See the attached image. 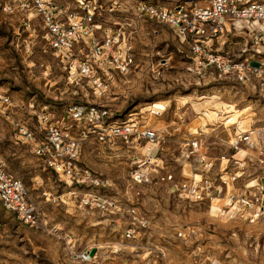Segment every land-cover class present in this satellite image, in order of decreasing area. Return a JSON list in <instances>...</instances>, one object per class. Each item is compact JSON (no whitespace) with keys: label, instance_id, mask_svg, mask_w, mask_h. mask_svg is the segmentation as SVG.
Segmentation results:
<instances>
[{"label":"rangeland","instance_id":"rangeland-1","mask_svg":"<svg viewBox=\"0 0 264 264\" xmlns=\"http://www.w3.org/2000/svg\"><path fill=\"white\" fill-rule=\"evenodd\" d=\"M36 1L0 0V160L21 180L38 215L35 225H26L0 206V264H264V210L252 222L247 209L241 220L214 216L209 203L187 201L161 179L171 174L179 183L196 173L200 154L211 163L212 176L228 180L227 196L264 176V25L237 23L224 28L213 42L217 53L250 68L240 82L214 72H189L187 46L169 27L134 12L142 0H38L62 12L81 13L82 4L98 9L95 22L100 29L73 48L75 64L91 54V40H101L104 31L119 30L120 46L131 49L133 64L127 72L99 66L93 68L91 79H78L49 48L41 17L35 13ZM143 1L163 7L203 2ZM97 78L108 84L104 94L93 85ZM157 101L165 105L159 115L142 112ZM76 103H102L113 121L134 113L159 134L156 156L161 169L145 186L129 178L134 153L126 145L94 139L82 143L79 163L109 180L110 188L99 194L115 209L83 204L81 199L97 191L67 184L19 140L17 124L36 128L40 111L55 123L66 121L67 107ZM216 103L221 104L218 118L203 126L199 114L215 109ZM233 109L243 113L237 121H243V131L250 133L247 154L234 155L245 162L239 168L226 161L233 130L221 121ZM192 143L199 147L196 154L190 152ZM236 173L241 177L231 181ZM132 212L146 219L147 228L127 240L124 233ZM85 250L94 258L79 259Z\"/></svg>","mask_w":264,"mask_h":264},{"label":"built area","instance_id":"built-area-1","mask_svg":"<svg viewBox=\"0 0 264 264\" xmlns=\"http://www.w3.org/2000/svg\"><path fill=\"white\" fill-rule=\"evenodd\" d=\"M35 4V13L41 17L47 44L60 57L70 75L77 74L78 79H91L94 67L107 66V70L113 67L124 73L133 64L131 49L126 45L120 46L119 30L104 31L101 40L92 39L91 54L75 64V60L72 59L73 48L84 39L94 37L95 32L100 29V24L95 22L98 9L90 7V4H82L79 9L81 13L62 12L42 1L37 0ZM114 8L112 6L109 10L112 11ZM134 12L140 17L169 27L176 38L187 46L191 59L189 72L198 76L214 72L240 82L247 79L250 68L233 57L217 53L213 48V42L224 28L234 27L237 23L264 25V0H203L202 3L185 2L172 7H163L142 0L134 5ZM254 70L259 71L260 68ZM102 80L94 79L93 85L100 88L104 94L108 84L105 79ZM162 110L151 109L147 113L157 116ZM65 116L66 121L63 118L61 122L55 123L49 113L40 111L35 115L37 127L32 129L27 125L17 124V134L21 142L30 145L32 154L45 167L63 177L67 184L97 191V195L89 194L81 199L83 204L93 202L101 210L115 209L111 201L99 194L110 188L109 180L92 175L79 163L81 145L84 141L94 139L102 144L123 143L134 153L130 157L131 182L145 186L155 180L157 171L161 169V160L156 156V144H159L160 138L158 132L142 121V118L137 119L139 115L136 117L134 113H129L125 119L118 118L113 121L110 110L102 103H76L67 107ZM228 128L233 130V137L229 139L231 154L226 159L239 168L244 162L235 159L234 153L249 146L250 133L239 130L236 126ZM198 150L197 144L192 143L191 154H196ZM198 158L200 166L195 169L197 172H191L181 182L175 183L171 174L161 176V179L171 183V188L177 195L187 201L207 202L210 206L213 201L219 204V199L222 198L221 186L228 183V180L222 176L218 178L212 176L211 163L201 154ZM237 178L236 173L231 181ZM262 193L255 186L251 188L244 185L243 189L228 194L226 202L219 208L227 213L234 209L227 215L237 220L244 217L243 211L247 209L249 220L254 221L264 210L260 202ZM0 206L26 225L32 226L38 222V215L29 203L24 185L1 160ZM132 213V223L124 233L127 240L135 239L147 228L146 219ZM78 257L82 261H87L90 251H82Z\"/></svg>","mask_w":264,"mask_h":264},{"label":"bare ground","instance_id":"bare-ground-1","mask_svg":"<svg viewBox=\"0 0 264 264\" xmlns=\"http://www.w3.org/2000/svg\"><path fill=\"white\" fill-rule=\"evenodd\" d=\"M253 25H259V23H255ZM214 105L215 106H213V107L215 109H211V110L207 109L204 112H202L201 114H199V117L197 118V120L203 126H205L206 122L213 121V120L218 118V109L220 108L221 104L220 103H216ZM223 105H225V104H223ZM164 106L165 105H164L163 102L157 101V102H154L153 104L149 105L148 107L144 108L142 112H147V111H150L151 109H154V110L164 109ZM226 106H228V105H225V107ZM220 111H223V110L221 109ZM242 114L243 113L240 112V110L233 109L231 114L225 116L224 118H221L222 124L225 126V128H228L230 126H236V127L239 128V130L243 131V121H237L238 116L242 115ZM148 115H150V114H148ZM241 152H244L245 154H247L246 151L242 150ZM241 175H242V173H237L238 177H241ZM251 185H254V181L251 183ZM251 185L249 184L248 187H251ZM228 188H229V184L228 183H224L223 186H222L223 196L226 195V193L228 191ZM210 208H211L210 209L211 215H214V216L220 215V217H224V218L227 217V215H225V214L232 213L233 210H234V209H232L231 212H228V213L227 212H223L221 210V208H219V205H218L217 201H213V205ZM93 258L94 257H90L89 259L91 260ZM213 264H215V263H213Z\"/></svg>","mask_w":264,"mask_h":264},{"label":"crops","instance_id":"crops-1","mask_svg":"<svg viewBox=\"0 0 264 264\" xmlns=\"http://www.w3.org/2000/svg\"><path fill=\"white\" fill-rule=\"evenodd\" d=\"M246 149H243V151H245ZM240 151H242V150H240ZM239 152V151H238ZM234 155H235V153H234ZM235 157V156H234ZM243 160V159H242ZM242 160H240V161H242ZM244 164H245V162H244ZM242 165V164H241ZM240 165V166H241ZM239 178V177H238ZM236 180V179H235ZM255 181V184L254 185H251V188H253L254 186L255 187H257L258 189H260L263 193H262V196L260 197V202H261V204H262V206H264V176H261V177H259V178H257V179H255L254 180ZM229 184V183H228ZM223 186V185H222ZM222 186H221V199H219V201L222 203V201H224L223 200V198H225L227 195H225V196H223V192H222ZM230 191V187L228 188V191L227 192H229ZM234 192H236V191H234ZM233 193V192H232ZM227 194V193H226Z\"/></svg>","mask_w":264,"mask_h":264}]
</instances>
